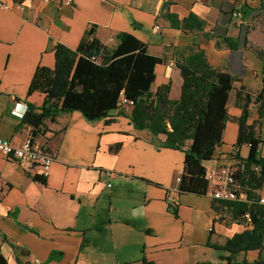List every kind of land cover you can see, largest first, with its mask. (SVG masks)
<instances>
[{
	"label": "crops",
	"instance_id": "0c3cea01",
	"mask_svg": "<svg viewBox=\"0 0 264 264\" xmlns=\"http://www.w3.org/2000/svg\"><path fill=\"white\" fill-rule=\"evenodd\" d=\"M259 3L264 7V0H73L70 7H60L58 0H0V138L16 147L32 138L24 115L29 104L44 102L41 92L28 93L36 68H53V47L76 49L91 28L108 47L125 32L147 44L150 55L164 58L152 90L171 81L173 100L182 87L176 63L197 51L214 69L238 78L236 89L243 85L256 95L264 64L246 50L245 23ZM239 10L242 16H233ZM191 14L195 18L188 21ZM226 37L238 48L231 49ZM228 109L232 119L223 145L204 163L207 169L238 162L232 152L239 131L235 118L241 115L236 91ZM250 109L252 123L258 115L255 105ZM130 116L131 109L118 108L96 122L80 112L46 120L34 142L55 154L47 177L40 167L27 169L0 151V260L226 264L230 254L212 246L224 245L243 225L217 211L220 206L209 194L180 195L185 153L160 147L148 131L134 128ZM249 151L242 146L240 157L247 158ZM109 170L114 178L104 173ZM247 256L255 259L258 252Z\"/></svg>",
	"mask_w": 264,
	"mask_h": 264
},
{
	"label": "trees",
	"instance_id": "16d2710c",
	"mask_svg": "<svg viewBox=\"0 0 264 264\" xmlns=\"http://www.w3.org/2000/svg\"><path fill=\"white\" fill-rule=\"evenodd\" d=\"M238 13L242 16L241 10L233 16ZM194 18L191 14L188 21ZM117 40L115 47H108L96 39L95 28H91L76 49L60 43L53 47L55 66L39 65L28 90L30 95H44L42 106L29 104L24 115L25 123L33 128L32 138L40 134L46 120L55 121L63 113L80 112L90 122L103 120L120 108L125 98L134 103L130 119L136 130L148 131L160 147L185 153L178 193L206 196L209 183L204 163L211 161L223 145L224 131L232 119L228 101L236 91L241 115L235 118L239 131L233 155L238 162L233 167L239 198L214 203L221 208L215 207L217 211L230 215L232 222L243 225L244 230L224 245L212 247L230 254L224 258L226 264H264V205L259 201L264 191V65L263 86L253 95L243 85L236 89L238 78L214 69L204 52L197 51L176 63L182 87L179 98L173 100L171 81L152 90L155 69L164 58L150 55L147 44L129 33H119ZM224 41L231 49L238 48L232 38ZM258 57L264 64V54ZM251 105L258 115L252 123ZM245 145L250 151L247 158H242L239 150ZM46 152L55 156L50 148ZM170 210L177 217V207L171 204ZM252 251L258 252L257 258L247 256ZM0 264L5 263L0 260ZM143 264L154 262L144 258Z\"/></svg>",
	"mask_w": 264,
	"mask_h": 264
},
{
	"label": "built area",
	"instance_id": "2783aa9c",
	"mask_svg": "<svg viewBox=\"0 0 264 264\" xmlns=\"http://www.w3.org/2000/svg\"><path fill=\"white\" fill-rule=\"evenodd\" d=\"M49 3L51 0H43ZM59 6H72L73 0H58ZM8 8L7 6H5ZM22 8V7H21ZM237 16H241L238 13ZM134 103L125 98L121 99L120 108H133ZM0 151L7 155L8 159L19 162L27 169L40 167L43 175H49L51 166L55 160V156L40 148L34 142L33 138H29L22 146L16 147L10 141L0 138ZM236 149L232 152L235 154ZM258 170V168H256ZM110 178H114L115 172L112 170L105 171ZM206 180L209 183L208 194L213 200L223 202H234L238 200L237 186L235 184V169L232 164L224 165L217 168H210L206 171ZM112 187V184L108 185ZM241 198H244L242 195ZM260 203L264 205V191L260 195ZM32 264H41L40 259H35Z\"/></svg>",
	"mask_w": 264,
	"mask_h": 264
},
{
	"label": "rangeland",
	"instance_id": "374dc122",
	"mask_svg": "<svg viewBox=\"0 0 264 264\" xmlns=\"http://www.w3.org/2000/svg\"><path fill=\"white\" fill-rule=\"evenodd\" d=\"M245 26L246 36L249 39L246 50L256 56L260 53L264 54V7L261 3L256 7V11L248 17Z\"/></svg>",
	"mask_w": 264,
	"mask_h": 264
}]
</instances>
